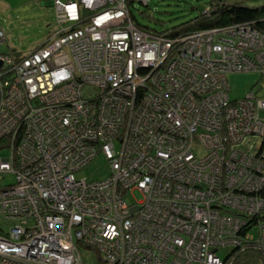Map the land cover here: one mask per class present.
Wrapping results in <instances>:
<instances>
[{
  "label": "built area",
  "instance_id": "1",
  "mask_svg": "<svg viewBox=\"0 0 264 264\" xmlns=\"http://www.w3.org/2000/svg\"><path fill=\"white\" fill-rule=\"evenodd\" d=\"M52 5L56 36L19 59L0 56V264H84L83 246L101 264L263 254L264 219L252 205L264 207L263 88L231 100L226 76L253 72L264 83V30L168 37L137 28L127 0ZM210 67L221 90L195 91V79L214 78ZM185 79L193 86L181 94ZM99 155L106 179L75 176ZM259 219L257 240L243 241Z\"/></svg>",
  "mask_w": 264,
  "mask_h": 264
},
{
  "label": "rangeland",
  "instance_id": "2",
  "mask_svg": "<svg viewBox=\"0 0 264 264\" xmlns=\"http://www.w3.org/2000/svg\"><path fill=\"white\" fill-rule=\"evenodd\" d=\"M12 1H14V4H12L14 5L15 9L9 14L5 11L10 10V8H7L5 9V11H3V8L1 7L2 4H0V30L3 33L2 38L0 37V53L16 52L18 55L26 56L35 49L44 45L45 42L47 43V41H50L54 36H56L59 30V26L56 20V12L53 5H42L41 2H36L35 0H29V2L24 1V6L20 5V3H22L23 1ZM53 1L54 0H52V3ZM209 2L210 0H151L147 6H144L139 3L138 0H129L128 6L139 29L160 33L162 31L172 29L173 27L181 23L187 22L200 13H209L211 11V9L209 8ZM230 2L241 3L244 6L250 7L261 6L264 4V0H230ZM226 28L227 27H225L224 29ZM216 30L219 29H212L211 33H206V39H209L212 33L217 32ZM204 32L210 31L198 30L174 37H187L195 33L205 34ZM208 70L210 72L209 75H212L214 78H205L202 81V78H199L197 80L195 79V83L199 85L198 87H194L195 91L201 92L205 90L207 93L213 90H221L217 87L220 85L219 76L217 75V73H215L213 67H210ZM176 80H178V77H176ZM227 81L230 86L228 95L231 100L243 98L250 91L257 92L260 87H263L259 75L253 72L231 73L227 76ZM189 83L190 80L187 79H185V81L181 83V94L186 93L187 91H189L190 86H193ZM222 98L223 97H219L220 100ZM215 99L217 98L215 97ZM81 115L87 118V120L91 119L88 118V116H86L85 114ZM260 115L262 118H264V112H262ZM86 121L80 117V119L77 120V124L81 125ZM77 128L78 127H75V130H77ZM164 137L166 138L167 136ZM7 155L8 152L6 151H2L0 153V157H6ZM160 164H162V162H160L159 165ZM161 166L166 165L163 164ZM184 173L185 174L183 175H187L188 179H193L191 175H193L197 179L196 173ZM108 175L109 169L107 162L103 157H98L92 163H90V165L86 169L78 172L75 176L77 178L86 179L91 182L104 180L108 177ZM203 179H208L209 183L211 182V176L203 177ZM13 181V176H6L3 183L10 184ZM247 185L248 182H243L240 187H244ZM135 197L138 198V195L135 194ZM170 200L176 201L173 195ZM181 201L182 200H180V202ZM248 203L250 206L251 202ZM26 205H28V207H30L31 209L35 208V204L32 202H27ZM252 205L255 206L253 208V210L255 211L254 216H262V219H264V207L256 208L258 204H256L254 200H252ZM169 209L170 205L167 204L164 210H162L167 214V211H169ZM247 216L252 217V212ZM230 251L231 248L219 250L218 256L224 259V257ZM81 257L84 264H101L98 261L99 257L95 251L82 249Z\"/></svg>",
  "mask_w": 264,
  "mask_h": 264
},
{
  "label": "trees",
  "instance_id": "3",
  "mask_svg": "<svg viewBox=\"0 0 264 264\" xmlns=\"http://www.w3.org/2000/svg\"><path fill=\"white\" fill-rule=\"evenodd\" d=\"M128 1L129 0H127V3H128ZM209 8L211 9V11L209 13H207V12L200 13L196 17H194L193 19L188 20L187 22L181 23V24L173 27L172 29L162 31L160 33L155 32V31H149V30H145V31H148L150 33H155L158 35H165L166 34L168 37H174V36H178V35H184V34H187V33L193 32V31L195 32L198 30L208 31V30H212V29H222L225 27L246 25V24L250 25L255 30H260V31L264 30V23H261V21L264 20V4L261 6L250 7V6H244L241 3H231L230 0H210ZM131 16H132V14H131ZM132 20H133V23L135 24V26L138 28L133 16H132ZM80 24H83V22H80ZM0 33H2L1 30H0ZM5 55H7V56L12 55L16 59L23 57V55H18L16 52L0 53V56H5ZM227 76H226V80H227ZM259 78H260V81L262 82L260 75H259ZM227 84H228V81H227ZM262 84H263V87H262L263 90L260 91L259 93L257 92V95H259L260 97L264 96V83H262ZM228 86H229V84H228ZM229 89H230V86H229ZM262 112H264V111H262ZM262 112H260V114ZM260 117H261V115H260ZM114 145H115L114 146L115 150L117 151L119 149V146L116 142ZM98 157H103V156L99 155ZM89 165H90V163L84 169H86ZM107 165H108V162H107ZM108 169H109V174H110L109 165H108ZM260 196L262 198H264V188L260 192ZM129 199H131V198H129ZM259 221L261 222L262 220L259 219L256 221L253 220V221L249 222L250 224H248V226L246 227L247 231L244 234H240L239 237H241V239L243 241H244V239L249 240V241L252 240L251 242H249V244H254V242L258 238V231L256 229V226H257L256 224ZM248 234H250L249 236L252 237L253 239H246V235L248 236ZM245 243H247V242H245ZM221 250H223V249H221ZM239 250L240 249H237L236 251H239ZM234 253H233V255H234ZM224 258L225 259L221 258L223 264H264V253L263 254L259 253L255 249H245L244 251H242L238 255H236L234 260L230 263H229L228 257L226 258V256H225Z\"/></svg>",
  "mask_w": 264,
  "mask_h": 264
},
{
  "label": "crops",
  "instance_id": "4",
  "mask_svg": "<svg viewBox=\"0 0 264 264\" xmlns=\"http://www.w3.org/2000/svg\"><path fill=\"white\" fill-rule=\"evenodd\" d=\"M20 1H23L22 3H20V5L22 6L25 5L24 1L29 2V0H20ZM35 1L41 2L42 5L52 6V0H35ZM63 1H68V0H63ZM12 3L14 4V1L12 0H0V4H2L1 7L3 8V11H5V9L7 8H10V10L5 11L8 14L15 9Z\"/></svg>",
  "mask_w": 264,
  "mask_h": 264
},
{
  "label": "bare ground",
  "instance_id": "5",
  "mask_svg": "<svg viewBox=\"0 0 264 264\" xmlns=\"http://www.w3.org/2000/svg\"><path fill=\"white\" fill-rule=\"evenodd\" d=\"M85 67H80V70H83ZM185 162V161H184ZM183 165H184V163H182V161H176L175 163H174V169H175V171H178V170H180L182 167H183ZM127 178V177H126ZM125 178V179H126ZM124 179V180H125ZM91 194H92V192H90V196H91ZM49 237V235H47V237L46 238H48ZM44 243H47V242H45L44 241ZM83 248L84 249H90L88 246H83ZM66 251H64V250H60V252H58V254H62V255H65V254H63V253H65ZM40 260V259H39ZM31 262V260L28 262V263H30ZM41 262H42V260H41Z\"/></svg>",
  "mask_w": 264,
  "mask_h": 264
},
{
  "label": "water",
  "instance_id": "6",
  "mask_svg": "<svg viewBox=\"0 0 264 264\" xmlns=\"http://www.w3.org/2000/svg\"><path fill=\"white\" fill-rule=\"evenodd\" d=\"M2 66V61H0V67Z\"/></svg>",
  "mask_w": 264,
  "mask_h": 264
}]
</instances>
